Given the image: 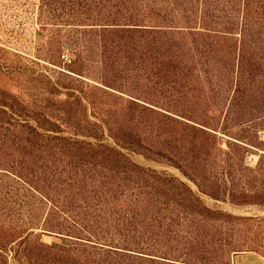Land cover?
Instances as JSON below:
<instances>
[{"label": "trees", "instance_id": "1", "mask_svg": "<svg viewBox=\"0 0 264 264\" xmlns=\"http://www.w3.org/2000/svg\"><path fill=\"white\" fill-rule=\"evenodd\" d=\"M123 1L129 2L132 9L118 13L119 19H147L153 23H130L135 27L128 32L137 36L133 44L143 45L141 50L152 47L166 55L163 62H150L147 68L132 67L136 69L138 82L146 80V85L152 83L153 88L177 99L183 91L179 86L184 88L187 84L174 81L178 83L175 86L168 80L169 73L195 75L198 85L194 82L193 86L201 90L207 87L208 92L217 88L228 91L224 117L227 128L228 122L253 121L250 116L255 112L262 113L257 118L264 121V0H117ZM101 4L102 0H41L45 9L67 10L72 18L80 15V19L84 15L85 19L94 17V21L105 15L92 13V9L97 10L95 7ZM84 8L86 11H81ZM119 32L124 34L127 30ZM121 61L123 66L132 63L130 59ZM113 62L109 59L100 62L99 74L103 79L111 78L109 74L122 64L114 65ZM79 65L84 67L83 62ZM101 82L102 86L110 87L102 79ZM88 83L86 87L94 90L92 94L108 92L104 87ZM60 88L64 87L52 82L47 92L59 95ZM81 92L85 98L66 92V98L58 101L69 107L63 112L65 122L30 110L11 94L2 92L14 103L0 99L3 115L0 126L17 127L22 145L30 149L27 155L6 166L9 167L6 176L38 192L50 204L42 228L63 233L52 223L66 215L74 224L70 223L64 234L115 252L124 250L130 255L147 249L146 234L164 225L180 226L186 233H192L190 230L197 226L196 235L209 244L212 222L228 221L232 216L207 208L180 178L140 165L131 157V154H141L156 163H171L195 183L199 191L218 199L219 194L209 188L211 178L205 169L206 165L210 166L208 159L199 151L202 147H197L191 133L181 129L185 135L176 138L167 134L166 139L162 135H151L154 132L163 134L161 131L170 124L185 128L189 124L133 101L128 102L129 106H119L132 110L128 120L125 114L118 115L110 110L98 118L94 112L98 102H92L84 88ZM77 103H80V111L73 110ZM135 119L137 123H132ZM200 132L201 136L205 133ZM190 135L192 139L188 138ZM182 138L185 139L182 148L174 145ZM61 191L70 198L63 208L58 201ZM80 214L84 216L83 224L78 222ZM127 225L132 227L129 237L102 233L103 226L121 229ZM181 255L190 254L183 252ZM133 258L136 264H147L146 259ZM220 264H227V259Z\"/></svg>", "mask_w": 264, "mask_h": 264}, {"label": "rangeland", "instance_id": "2", "mask_svg": "<svg viewBox=\"0 0 264 264\" xmlns=\"http://www.w3.org/2000/svg\"><path fill=\"white\" fill-rule=\"evenodd\" d=\"M95 8L93 14H105L99 21H94V17L85 19L84 15L80 19V15L72 18L67 10L45 9L41 0H0V99L14 103L3 95L5 91L30 110L65 122L63 112L69 107L58 101L66 98V92L85 98L81 92L84 88L90 100L99 104L94 110L98 118L110 110L118 115L125 114L128 120L132 110H123L119 106H129L128 102L133 101L189 124L188 128L170 124L161 131L163 134L154 132L151 135H162L166 139L167 134L177 138L185 132L191 133L197 147H202L199 151L208 159L210 166L206 165L205 169L211 178L209 188L219 194L218 199L199 191L196 184L171 163H156L141 154H131V157L140 165L180 178L207 208L232 217L228 221L212 222L209 244L196 235L197 226L190 230L192 233H186L180 226L164 225L146 234L147 249L142 253L132 252L137 255L126 254L124 250L115 252L64 234L70 223L74 224L66 215L52 223L63 233L45 230L42 227L50 204L38 192L6 176L9 168L6 166L30 152L22 145L18 128L6 124L0 126V264H136L133 257L146 259L147 264H220L226 259L227 264H236V257L243 254L248 258L238 260V264H264V121L257 118L262 113L255 112L253 117L250 116L254 120L246 123L228 122L227 128L224 123L228 103L226 88L208 92L205 87L201 90L193 86L194 82L198 85L195 75L171 72L168 80L175 86L178 83L174 81L187 84L184 88L179 86L183 91L175 99L153 88L152 83L146 85V80L138 82L136 69L132 70V67L147 68L150 62H163L166 55L152 47L141 50L143 45L133 44L137 36L128 29L135 27L130 23H153L147 19H119L118 13L132 9L126 1L102 0ZM120 30L127 32L123 34ZM108 59L114 61V65L122 64L109 74L111 78L103 79L99 74L100 62ZM120 59H130L132 63L123 66ZM75 61L78 63L74 64ZM79 62H83L84 67ZM101 79L110 87L102 86ZM52 82L64 87L60 88L61 94L47 92ZM86 83L104 87L108 92L92 94L94 90L87 88ZM75 109L81 110L80 103ZM2 116L0 113V118ZM92 119L96 120L94 116ZM132 123H137V119ZM200 130L205 132L203 136ZM191 135L189 139H192ZM177 144L182 148L185 139L174 145ZM58 201L63 208L70 198L61 191ZM83 220L84 216L80 214L78 222L81 224ZM123 227L103 226L102 233L123 238L131 236L132 227ZM183 252L190 255L184 257Z\"/></svg>", "mask_w": 264, "mask_h": 264}, {"label": "crops", "instance_id": "3", "mask_svg": "<svg viewBox=\"0 0 264 264\" xmlns=\"http://www.w3.org/2000/svg\"><path fill=\"white\" fill-rule=\"evenodd\" d=\"M244 258L247 259L248 257L245 256V254H243L242 256H238V258L236 257V264H238V260L244 261Z\"/></svg>", "mask_w": 264, "mask_h": 264}]
</instances>
